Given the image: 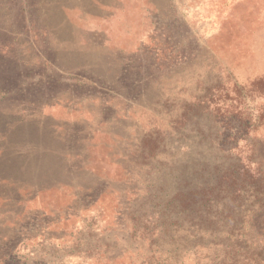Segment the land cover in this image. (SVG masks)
Segmentation results:
<instances>
[{"label":"rangeland","instance_id":"obj_1","mask_svg":"<svg viewBox=\"0 0 264 264\" xmlns=\"http://www.w3.org/2000/svg\"><path fill=\"white\" fill-rule=\"evenodd\" d=\"M0 264H264V0H0Z\"/></svg>","mask_w":264,"mask_h":264}]
</instances>
